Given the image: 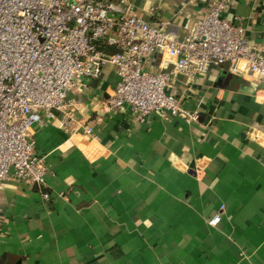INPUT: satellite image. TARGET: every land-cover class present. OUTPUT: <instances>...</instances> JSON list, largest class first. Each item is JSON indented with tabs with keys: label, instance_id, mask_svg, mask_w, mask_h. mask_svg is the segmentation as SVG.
Returning a JSON list of instances; mask_svg holds the SVG:
<instances>
[{
	"label": "crops",
	"instance_id": "crops-1",
	"mask_svg": "<svg viewBox=\"0 0 264 264\" xmlns=\"http://www.w3.org/2000/svg\"><path fill=\"white\" fill-rule=\"evenodd\" d=\"M211 1L130 4L183 36ZM224 16L264 45V0H232ZM174 62L157 53L150 70L171 72L167 91L197 121L107 109L118 81L107 64L35 126L46 185L0 180V264H264V80L228 63L187 74Z\"/></svg>",
	"mask_w": 264,
	"mask_h": 264
},
{
	"label": "built area",
	"instance_id": "built-area-1",
	"mask_svg": "<svg viewBox=\"0 0 264 264\" xmlns=\"http://www.w3.org/2000/svg\"><path fill=\"white\" fill-rule=\"evenodd\" d=\"M231 1L212 0L185 35L175 36L134 14L130 0H0V180L44 188L48 165L36 152L35 126L66 110L68 93L100 77L107 64L118 75L107 109L126 107L140 122L152 113L199 118L167 91L170 71L150 70L157 53L187 74L228 63L234 73L264 80V45L251 43L245 27L224 16ZM220 219L216 213L209 223Z\"/></svg>",
	"mask_w": 264,
	"mask_h": 264
},
{
	"label": "water",
	"instance_id": "water-1",
	"mask_svg": "<svg viewBox=\"0 0 264 264\" xmlns=\"http://www.w3.org/2000/svg\"><path fill=\"white\" fill-rule=\"evenodd\" d=\"M232 73H234V72H232ZM232 73H228V77H227V80H230L232 77H233V74ZM226 80V81H227Z\"/></svg>",
	"mask_w": 264,
	"mask_h": 264
}]
</instances>
